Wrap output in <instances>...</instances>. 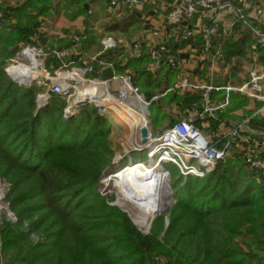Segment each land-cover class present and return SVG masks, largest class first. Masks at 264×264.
I'll use <instances>...</instances> for the list:
<instances>
[{
    "label": "trees",
    "instance_id": "trees-1",
    "mask_svg": "<svg viewBox=\"0 0 264 264\" xmlns=\"http://www.w3.org/2000/svg\"><path fill=\"white\" fill-rule=\"evenodd\" d=\"M87 1L25 0L15 7L0 3V179L10 184L4 203L18 219L0 215V264H264V173L248 170L241 155L218 161L204 178L187 177L185 185L176 184L174 205L155 218L145 235L98 190L117 152L114 133L127 126H116V116L94 104L76 106L67 118L69 102L52 92L39 107L37 97L44 87L37 82L21 86L8 75L9 61L24 47L36 45L34 34H40L43 45L51 38L53 47L55 37L41 32L48 20L55 21L49 17L51 10L70 22L80 17L92 24L98 21L97 14L91 16L86 9ZM136 22L130 17L106 30L126 33ZM253 26L260 27L257 22ZM62 33L58 49H71L74 55L66 61L74 63L99 47L102 38L88 25L83 31L65 28ZM235 33L243 35V46L232 41ZM75 36L81 37L78 44ZM252 40L250 28L239 21L230 36L222 35L216 43L230 58L242 55ZM52 47L45 50L46 66L55 73L63 64L52 56ZM109 55L98 58L96 71L100 62L126 68ZM143 73L135 78L137 86ZM143 81V89H152L146 94L151 100L160 84L154 85L152 78ZM201 100L200 94L186 95L185 105ZM233 101L218 119H207L211 127L204 128L200 118L196 127L217 131L221 119L249 103L240 95ZM157 105L152 103L154 114ZM250 129L264 133V116L254 118ZM39 198L43 200L36 202Z\"/></svg>",
    "mask_w": 264,
    "mask_h": 264
},
{
    "label": "crops",
    "instance_id": "crops-1",
    "mask_svg": "<svg viewBox=\"0 0 264 264\" xmlns=\"http://www.w3.org/2000/svg\"><path fill=\"white\" fill-rule=\"evenodd\" d=\"M92 1L89 0L85 3V6L88 5L87 10L90 11L91 16L95 13L103 21L107 16L114 14L113 10L110 9L111 0H94L95 2L93 1V3ZM174 1L156 0L149 6L132 12L124 10L123 17L120 20H116V22H123L130 17H134L138 22L132 24L126 33L107 31L108 26L102 25L97 29L101 31L99 34H102L100 46H96V48L94 47L89 52L84 53L78 61H75L74 66H71L83 70L93 69L92 72L87 71L85 73V78L95 80L96 82L86 85V89L90 88V86H95V84L96 86L98 85V92H100L98 93V97L103 102L108 101L106 102L107 111L105 112H112L116 118L120 119L121 124L132 128L134 134L133 137L131 136V140L137 138L141 142L140 129L146 124L150 125L153 134H161L174 123L183 120L188 121L192 117L203 113L208 106H212L217 108L215 113L213 115L206 113L200 118L203 121V127L209 128L211 127V122L207 119L212 117L218 119V113L222 114L232 108L234 95L247 98L249 103L246 107L232 111L221 119L216 131L217 133L236 125L238 123L237 117H243L244 119L250 116L249 113L243 115L244 112L251 111L253 114L263 106V102L249 99L237 91H227L228 87L238 88L247 83L250 80L252 71H260L264 68V50L256 53L252 50V46L255 43L254 37L251 42L245 44V50L242 55H235L230 58L226 56V60L224 61L216 60L214 53L219 48V44L215 42L214 51L206 53L198 36L191 40L181 41L178 39L176 30L167 24V15ZM154 4L157 5L154 6ZM256 4L264 6V0H256ZM54 15V22H59L57 14ZM252 16L255 18V22L264 30V14L257 16L256 13H253ZM232 18L233 15L230 12L218 16L214 14L202 17L196 16L191 23V27L196 28L201 24L209 25L215 22L220 26L224 34L226 29L229 28ZM83 19L85 18L80 17L75 22L65 19L69 24L66 28L77 31L85 30L84 23L80 22ZM242 36L241 33H235L232 41L243 46L244 43L241 41ZM105 40L114 41L115 47L106 49L103 44ZM164 41L168 42L170 49L176 55L179 68L176 71H172L166 67H158L154 72H147V67L151 64L148 56L149 48L157 46ZM108 53L110 55L107 58L116 56L117 63L122 61L123 66L121 67L126 66V68L120 69L119 64L110 66L114 71V77L101 79L102 71L108 67L99 71H96L94 67L98 58ZM142 71L144 72V76L142 75L143 80L144 78H152V82H156L154 85L160 84V87L152 92L151 100H148L146 94H149L152 89L146 87V89H143L146 82L142 80L143 82H138V86L135 84V78L139 80ZM95 74H98V76L95 77ZM128 86L138 88L139 93L137 96L140 99V104L132 101V90ZM123 89L129 94L124 100L120 97L121 90ZM196 94L202 95L201 102H195L190 104V106H186V95ZM228 96V106L220 108ZM155 102H158L157 106L159 110L154 114L151 108L152 103ZM122 104L138 112L139 116L143 117L142 120L137 122L130 117V120L133 121L132 124V121L127 122L121 118L114 108L122 110ZM261 116H264V114ZM202 132L209 137L217 134L215 131L213 133L210 130ZM255 132L258 133L257 131Z\"/></svg>",
    "mask_w": 264,
    "mask_h": 264
},
{
    "label": "built area",
    "instance_id": "built-area-1",
    "mask_svg": "<svg viewBox=\"0 0 264 264\" xmlns=\"http://www.w3.org/2000/svg\"><path fill=\"white\" fill-rule=\"evenodd\" d=\"M155 1L111 0L110 7L112 10L122 9L132 12L139 8H144ZM226 12H230L233 18L224 34L220 26L215 22L209 25L201 24L196 28L191 27V23L196 16L202 17L208 14L218 16ZM253 13H256L257 16L264 14V6L257 5L255 0H175L167 15V24L176 30L178 39L181 41L191 40L198 36L204 51L211 53L215 47L216 40L222 34L230 36L235 31L237 23L243 21L244 25L250 28L254 37L255 43L252 46V50L256 53L259 49L264 50V30L253 26L256 21L252 16ZM80 40V36L73 38L75 44H78ZM103 44L106 49L115 47V43L112 40H105ZM35 50V48L26 47L21 53L24 57H28L26 54L28 52L35 54ZM73 55L71 49H54L52 51V56L62 62L63 66L57 71V77L50 79L52 81L54 79V83L50 86V92L67 99L69 106L66 109V115L72 114L73 107L78 101V99L73 98L78 85L86 86L96 82L95 80L85 78V73L87 71L92 72V68L83 70L71 67L75 64L74 62L66 63V60L71 59ZM148 56L151 64L147 67V72H154L158 67H166L172 71H176L179 68L176 55L166 41L149 48ZM214 57L216 60H226V55L221 46L214 53ZM100 64L101 70L113 66L107 62H100ZM65 68L69 72L67 76L59 72ZM59 80H63V82L60 83ZM128 83L130 84L129 81ZM128 87L138 95V88L133 86ZM227 91H237L249 99L263 102V106L252 115L239 121L236 125L211 137L205 135L195 125L197 119L202 118L206 113L213 115L217 110L215 107L208 106L200 115L192 117L188 121L183 120L174 123L159 134L158 137L153 134L149 143L140 147L141 151H146L147 158L151 162H154L155 166L158 165L160 169L167 172L166 178L170 176V171L164 166L170 164L174 165L185 178H204L206 174L214 170L218 161L229 158L234 152L243 155L242 157L250 169L264 172V133H256L250 129L251 121L264 114V68L260 71H252L250 80L247 83L238 88L228 87ZM128 95L125 89L121 90L120 97L122 100L127 98ZM102 104L105 106V109L101 111H107V105ZM228 104L229 96L220 108L226 107ZM146 105L148 106L147 103ZM9 188L10 185L0 179V205H5V197ZM9 217L14 220L15 216L9 212Z\"/></svg>",
    "mask_w": 264,
    "mask_h": 264
},
{
    "label": "rangeland",
    "instance_id": "rangeland-1",
    "mask_svg": "<svg viewBox=\"0 0 264 264\" xmlns=\"http://www.w3.org/2000/svg\"><path fill=\"white\" fill-rule=\"evenodd\" d=\"M25 0H0V3L2 2H8V4L12 7L17 6L19 3L24 2ZM150 5V4H149ZM148 5V6H149ZM157 4H154V6ZM111 9V7H110ZM114 14L111 16H107L105 18V20H101L99 17L98 21H96L95 23H90V22H86V19H83L82 21H80L81 23H84V26L88 25V27L90 26H95L96 30L99 29L102 25L103 26H109L111 24H113L114 22H116V20H120L121 17H123L124 15V10L119 9V10H113ZM49 17L51 16H55L54 14H57L56 10H51L50 11ZM57 18L59 19V22H53L52 24H49L48 21L46 23V25H44V28H41V32H45L46 31L49 33L50 37H55V43L53 44V47L51 45V38H49L47 40V44L43 45L41 44V37L39 33L34 34L31 37V40L33 42H36V45H28L26 47H30V48H35V55L37 57V60L39 61L40 65L37 68V71H39V75L31 80V82H37L39 85L43 86L44 89L41 93H39L38 97H37V105L39 107H42L44 105H46L48 103V100L50 98V86L52 83H54V79L53 81L50 80L51 78H56L57 75V71L55 73L50 72L47 69L46 66V60H47V56L48 54L45 53V50H48V48L52 47V51L54 49H58V41L59 39L62 37L63 33L62 30L66 28V26L69 24L67 23V21L65 20L64 14H62L61 16L57 14ZM58 21V20H57ZM49 26H52L51 28H47ZM82 25V24H81ZM72 26V25H70ZM142 28V27H141ZM47 29V30H46ZM98 32H101L100 30ZM38 43H40L39 45H37ZM26 47H24L22 50H24ZM21 50V51H22ZM21 51L16 55V58L12 59V61L10 60V66L7 67V70L13 66H20V65H25L30 67L31 66V61L29 60V58L24 57L21 53ZM78 56V55H77ZM80 59V57H79ZM73 62V61H70ZM69 63V62H66ZM74 66V65H72ZM12 69V68H11ZM32 70V68H30ZM69 69H71V67H69ZM70 71V70H69ZM61 73H64V76L69 75L68 69H63L62 71H59ZM56 81V80H55ZM59 82H63V80H59ZM86 86L84 85H78L77 90L75 91V95H74V99H78L80 97V94L82 92H84L86 90L85 88ZM80 93V94H79ZM132 101H135L136 104H140V99L138 98V96L132 92ZM91 104V103H89ZM74 105V104H73ZM78 106V105H74L72 113L74 112V108ZM249 112V111H248ZM248 114L247 112H244L243 115ZM71 114L66 115L65 117L69 118ZM245 117V116H244ZM114 122L116 123V126H118V124H121V121L119 118H115ZM133 124V121H132ZM211 132L214 133L215 130H210ZM132 132V133H131ZM215 133H217L215 131ZM132 134V135H131ZM134 131H132V128L127 127V129H117V132L114 133V140L116 142L117 140V152L114 156L113 159V165L111 168H109L108 172H105L100 186L98 188V190L101 192L102 196H104L107 201L109 202V204L111 206L114 207H118L123 213H125L130 221L133 223L134 226H136L138 228V230H140V232H142L145 235H148L151 230L152 227L154 225L155 222V218L157 217H153V215L155 214V212H152V208L149 206H146L142 209H140L137 205H134V199L131 197H128V201L124 199V197L122 196V192L121 190L116 186L115 183V179H111V175L114 174L116 171L130 165L132 162L135 163V165H139V164H143L145 166L144 167H140L141 169H143V174L147 177V178H155L156 176H158L160 174V168L158 169L155 167H148L150 166V160L147 158L146 155V151H141L140 147L143 146L140 142L139 139H132L131 140V136L133 137ZM104 140H107V138H105ZM238 153V151H237ZM239 155L243 156L241 153H238ZM236 155V152L232 153L231 156L229 158H233ZM228 159V158H227ZM244 160V159H243ZM143 162V163H142ZM146 164V165H145ZM166 169H168L170 171V176L166 179V185L164 188V196H163V200H162V207H161V211L162 214L158 215V216H162L165 215L167 213V211L170 209L171 206L174 205L175 203V198H174V194L177 192V189L174 188L176 184H186V178L183 180L180 176V173L178 171V169L174 166V165H165L164 166ZM150 169V170H149ZM248 170L250 168H247ZM252 170V169H251ZM255 172V171H254ZM256 172H262L263 171H256ZM110 173V174H109ZM169 181V182H168ZM9 184V183H8ZM10 185V184H9ZM182 185V186H183ZM43 200V198H39L36 200V202H41ZM64 202H61L60 204L62 205ZM0 213L5 212L7 213V217L9 218V220L12 221H17V217L16 214L12 211V209L10 208V206L8 204L5 205H0ZM9 212L12 213L15 217L14 220L12 218L9 217ZM147 217V218H146ZM165 223L166 226L169 225V220L168 218L165 219ZM38 235V234H37ZM37 235H33L34 239L37 240L38 237ZM41 235V234H40Z\"/></svg>",
    "mask_w": 264,
    "mask_h": 264
},
{
    "label": "bare ground",
    "instance_id": "bare-ground-1",
    "mask_svg": "<svg viewBox=\"0 0 264 264\" xmlns=\"http://www.w3.org/2000/svg\"><path fill=\"white\" fill-rule=\"evenodd\" d=\"M26 55L32 63L30 67L20 65L13 66L11 67L12 69L10 68V72L15 77H17L19 81H31L39 75V71H37V68L40 63L37 60L36 55L31 52H28ZM30 68H32V70ZM97 86L95 84V86H90V88L86 89L81 94L79 93L80 97L78 98V101L94 100L96 97H98L99 89ZM101 102L107 105L106 102L108 101L103 102L101 100ZM121 106L122 110L116 108L114 109L116 110L117 114H119V116H121V118H123L124 120H126L127 122H131L132 120H130V117H132V119H135L137 122H140V120H142L143 117H140L139 113L136 112L134 109H131L123 104ZM149 162L151 165L148 167H158L159 169L160 166H155L154 162ZM140 167L145 168L143 164L135 165V163L132 162L130 165L112 174L111 179H115L116 186L121 190L122 196L125 200L128 201V197H131L134 199V205H137L140 209H142L143 206H149L152 208V212L154 213L157 210H160L163 204L162 200L165 194L164 188L167 182V172L162 169H159L160 174L158 176H156L155 178H147L143 174V169H141Z\"/></svg>",
    "mask_w": 264,
    "mask_h": 264
},
{
    "label": "water",
    "instance_id": "water-1",
    "mask_svg": "<svg viewBox=\"0 0 264 264\" xmlns=\"http://www.w3.org/2000/svg\"><path fill=\"white\" fill-rule=\"evenodd\" d=\"M86 9H88V5L85 6ZM7 73L8 75L16 82L18 83L19 85L21 86H29L31 85V81L30 80H23V81H19L17 79V77H15L11 72L10 70L8 69L7 70ZM114 77V71L111 67H108L106 69H104L102 71V75H101V79H105V78H113ZM94 104L96 106H98L99 108H101V110H104L105 109V106L101 103L100 101V98L99 97H96L94 100H90V101H77L76 102V105H86V104ZM153 133H152V130H151V127L149 124H146L145 126H143L141 129H140V136H141V144L143 146H145L146 144L149 143L151 137H152ZM157 137L159 136V134L156 135ZM162 214V211L161 210H157L155 212V214L153 215V217H156L158 215H161Z\"/></svg>",
    "mask_w": 264,
    "mask_h": 264
}]
</instances>
